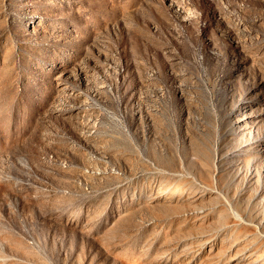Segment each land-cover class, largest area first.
Returning <instances> with one entry per match:
<instances>
[{
	"label": "rangeland",
	"instance_id": "374dc122",
	"mask_svg": "<svg viewBox=\"0 0 264 264\" xmlns=\"http://www.w3.org/2000/svg\"><path fill=\"white\" fill-rule=\"evenodd\" d=\"M249 231L264 0H0V264H264Z\"/></svg>",
	"mask_w": 264,
	"mask_h": 264
},
{
	"label": "bare ground",
	"instance_id": "6f19581e",
	"mask_svg": "<svg viewBox=\"0 0 264 264\" xmlns=\"http://www.w3.org/2000/svg\"><path fill=\"white\" fill-rule=\"evenodd\" d=\"M234 215H235V214H234ZM233 217H235L236 219H239L237 216H233ZM249 233H251L252 235H255L256 237H258V243H259V245H260L261 247H264V233H263V231H262V232L260 231V233H259V231H258V235L255 234L256 232H250V231H249Z\"/></svg>",
	"mask_w": 264,
	"mask_h": 264
}]
</instances>
